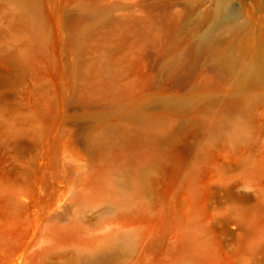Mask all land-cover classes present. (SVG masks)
Returning <instances> with one entry per match:
<instances>
[{"label": "rangeland", "instance_id": "1", "mask_svg": "<svg viewBox=\"0 0 264 264\" xmlns=\"http://www.w3.org/2000/svg\"><path fill=\"white\" fill-rule=\"evenodd\" d=\"M217 3L0 0V264H264V0Z\"/></svg>", "mask_w": 264, "mask_h": 264}, {"label": "bare ground", "instance_id": "2", "mask_svg": "<svg viewBox=\"0 0 264 264\" xmlns=\"http://www.w3.org/2000/svg\"><path fill=\"white\" fill-rule=\"evenodd\" d=\"M228 3L229 0H218V3L210 16L211 20L213 21V23H217L222 27L230 30L234 35H237V37L242 34H245L248 37L249 36L248 30L246 32L244 26H242L237 22V15L231 12L229 13L227 11L226 6ZM197 44L203 50L212 48L214 44L212 30H208L198 35ZM245 44L246 43L243 40L236 47L231 46L226 51L218 52L216 57L217 64L224 65L226 63L233 62L236 58L237 49L244 50ZM260 56H261V60L264 61V47L260 51ZM97 260L104 261L105 256L104 255L97 256Z\"/></svg>", "mask_w": 264, "mask_h": 264}]
</instances>
